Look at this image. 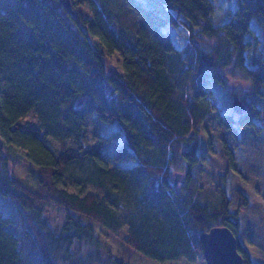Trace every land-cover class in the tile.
Here are the masks:
<instances>
[{
	"label": "trees",
	"instance_id": "trees-1",
	"mask_svg": "<svg viewBox=\"0 0 264 264\" xmlns=\"http://www.w3.org/2000/svg\"><path fill=\"white\" fill-rule=\"evenodd\" d=\"M235 1L224 22L213 17L214 0H72L74 14L59 0L0 8V192L18 216L15 224L0 211V264H129L102 242L97 225L126 228L124 244L165 264L204 260L200 234L226 225L246 263L264 264L241 239L227 141L216 199H198L190 172L210 116L236 139L264 116L246 98L243 114L214 112L209 103L212 83H224L231 66L250 82L251 96L264 98V55L249 53V37L258 30L264 38V0ZM168 25L187 29L183 47ZM32 110L37 123H23ZM91 119L112 125L111 149L86 142ZM184 166L175 184L173 169ZM49 204L65 217L59 229L44 215Z\"/></svg>",
	"mask_w": 264,
	"mask_h": 264
},
{
	"label": "rangeland",
	"instance_id": "rangeland-1",
	"mask_svg": "<svg viewBox=\"0 0 264 264\" xmlns=\"http://www.w3.org/2000/svg\"><path fill=\"white\" fill-rule=\"evenodd\" d=\"M17 0H0V8L14 3ZM215 8L213 17L224 22L227 19L228 11L235 8V0H214ZM73 8L76 7L73 5ZM85 10L86 6H80ZM254 24V20L252 21ZM166 29V26H164ZM173 41L178 47H183L188 40L187 29L183 26H167ZM258 31V30H257ZM256 31V32H257ZM257 37H249L252 40L249 53L257 50L264 55V38L260 33H256ZM259 32V31H258ZM255 47L257 49H255ZM113 65L123 71L122 56L119 52L108 53ZM232 66L222 72L226 75L224 83H212L214 87L213 94L209 103L214 112L224 114L233 109L230 100L233 101L234 95H237L249 108V104L260 107L264 111V98L251 96L252 91L249 81L243 79L239 73H232ZM245 111V112H246ZM237 114V113H236ZM37 116L35 112L30 111L23 118L25 124H36ZM208 136L202 137V147L200 149V162L193 166L190 170L192 178L199 185L198 199L208 202L216 199L218 195V174L227 170L228 162L223 154L221 142L227 141V145L231 148L234 155L233 164L228 170L227 189L228 194L232 198L234 206L241 207L242 232L241 239L245 246L251 252L253 260L264 262V116L256 118L253 125H245L241 127V133L236 139L227 129L221 127L217 123L215 116H210L206 121ZM113 129L111 124L102 122L98 119H91L88 123V134L86 142L90 145H100L104 149H111L115 142L109 140V135ZM53 145L59 146V141L54 140ZM182 173L181 182L187 173L186 166L173 169V178L176 173ZM33 182V175L29 172L23 173V176ZM70 190L74 187L68 184ZM246 192V202L241 204L242 196L240 191ZM0 211L9 217L13 223H17V211L15 205L10 199L0 192ZM48 222L53 228L59 229L65 222L63 213L54 205L49 204L44 213ZM97 232L102 242L115 255L122 256L129 264H165L156 259L148 257L134 248L123 243L122 239L126 234V228L119 233L112 232L110 229L101 225H97ZM25 261L26 255L23 256ZM197 264H207L205 259L200 260Z\"/></svg>",
	"mask_w": 264,
	"mask_h": 264
},
{
	"label": "water",
	"instance_id": "water-1",
	"mask_svg": "<svg viewBox=\"0 0 264 264\" xmlns=\"http://www.w3.org/2000/svg\"><path fill=\"white\" fill-rule=\"evenodd\" d=\"M68 12L75 13L72 0H59ZM233 109L238 114H243L247 106L237 96L233 98ZM182 173H176L174 183L177 184ZM204 245V257L207 264H247L244 256L238 250V238L226 225H216L200 234Z\"/></svg>",
	"mask_w": 264,
	"mask_h": 264
}]
</instances>
